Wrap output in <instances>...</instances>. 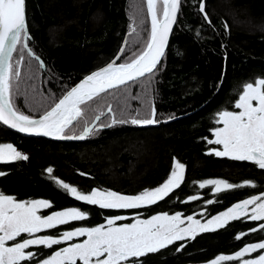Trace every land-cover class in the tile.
<instances>
[{
    "label": "trees",
    "instance_id": "obj_1",
    "mask_svg": "<svg viewBox=\"0 0 264 264\" xmlns=\"http://www.w3.org/2000/svg\"><path fill=\"white\" fill-rule=\"evenodd\" d=\"M201 1L183 0L155 72L81 105L84 114L68 131L81 132L98 115V124L111 126L93 129L80 141H63L24 135L0 123V144H14L28 157L5 166L0 185L22 196L48 197L55 209L89 208L95 225L137 210L140 217L187 212L198 205L187 197L196 194L199 178L227 169L239 176L245 163L209 154L207 139L219 124L218 113L234 109L243 84L264 78V0H205L207 18L200 11ZM26 5L28 44L37 56L23 47L22 34L10 63L21 73L19 80L12 81L14 104L32 117L51 108L86 74L114 59L124 44L119 62H126L142 50L150 31L146 0H26ZM239 18L247 25L238 24ZM20 57L23 61L17 64ZM121 90H131V97L146 91L147 104L117 95ZM153 104L158 117H178L168 122L162 119L159 125L112 123V117L119 120L124 111L143 114ZM109 105L112 112H106ZM174 157L187 165L185 180L169 197L140 209H100L77 201L57 183H68L84 193L99 188L138 194L163 182ZM248 193L226 191L222 204ZM241 223L236 220L216 231L198 233L195 239L176 241L141 259L143 264H210L216 256L230 254L245 242L234 238L238 228L245 227ZM181 244L185 247L177 251Z\"/></svg>",
    "mask_w": 264,
    "mask_h": 264
},
{
    "label": "snow or ice",
    "instance_id": "obj_2",
    "mask_svg": "<svg viewBox=\"0 0 264 264\" xmlns=\"http://www.w3.org/2000/svg\"><path fill=\"white\" fill-rule=\"evenodd\" d=\"M183 0H146L147 13L151 18L150 31L143 41L142 50L134 52L126 62L116 63L120 59L117 55L106 66L100 67L91 74L86 75L77 85L63 95L50 108L34 119L21 111L12 99V81L19 80L20 70L10 63L12 52L21 41L23 34L24 45L28 49L27 41L30 39L27 29L26 0H0V123L29 135L46 136L60 140L85 139L91 131L84 126L79 135L65 134V130L78 121L84 114L81 105L98 97L109 89H117L146 73H152L160 64L176 23L177 15ZM200 11L204 12L201 2ZM205 18L207 14L205 13ZM135 32V28L132 29ZM32 55L31 49H28ZM124 49H120L122 55ZM23 61L20 57L19 64ZM43 66V65H41ZM138 99V97H132ZM255 102V103H254ZM239 111L223 110L218 113L216 121L222 124L212 130L215 139H207L208 144L222 145L221 149H213L209 154L217 157H227L234 161L251 162L264 170V79L244 83L234 104ZM108 111L112 112L109 105ZM136 110H133L135 112ZM122 118H113L112 123H127L133 125H154L160 123L156 119L157 112L154 105L143 114L133 115L127 111L122 112ZM99 120V116L96 117ZM111 126V125H105ZM28 159L12 144H0V162L8 163L12 160ZM170 173L162 183L153 189H144L138 194L129 195L113 190L92 188L88 193L70 186L68 183L57 180V183L77 201L88 205L98 206L100 209H140L151 206L169 197L178 189L184 180L185 165L173 158ZM48 168L47 172L52 173ZM84 175L83 173H81ZM0 175H4L0 172ZM206 185L214 186L216 193L242 186L256 187L254 182L246 181L244 185L232 184L222 179H208L199 184L200 188ZM264 197L253 195L251 198L235 203L227 210L212 216L205 223L194 219L192 215L186 217L189 221L187 227H180L184 223L182 214L177 212L169 215L167 212L153 215L147 219H136L134 223L117 225L128 217L116 215L106 218L107 227L101 224L94 227H78L75 230H66L54 237L52 235L25 238L21 242L6 246L8 241H16L21 234L34 236L44 230L54 229L72 221H83L89 213L72 207L65 210L54 211L48 215H40L41 209H50L52 204L48 200L34 199L18 201L12 195L0 192V264H22L33 260L37 253L26 251L32 246H44L51 249L53 245H60L74 237H87L80 243H73L67 247L54 251L46 258L37 260L36 264H143L141 258L148 254L158 253L162 249L173 245L176 241L185 238L195 239L198 233L213 232L226 227L230 221L240 220L246 215L250 205L252 221L264 220V202L257 203ZM188 201L197 200L195 195L189 196ZM186 202V201H185ZM214 201L208 200L211 204ZM264 229V224H260ZM250 231H257L256 228ZM237 235V240L241 239ZM185 245L181 244L176 250L180 251ZM264 241L250 243L236 251L233 255H218L210 264H221L222 261L241 260L246 254L260 251L256 258L243 259L242 264H264Z\"/></svg>",
    "mask_w": 264,
    "mask_h": 264
},
{
    "label": "flooded vegetation",
    "instance_id": "obj_3",
    "mask_svg": "<svg viewBox=\"0 0 264 264\" xmlns=\"http://www.w3.org/2000/svg\"><path fill=\"white\" fill-rule=\"evenodd\" d=\"M162 60H161V62H162ZM159 65L157 66V68L159 67ZM156 69L153 72H155ZM258 79H264V78H258ZM235 110H237V109L234 108V109H231L229 111H235ZM171 116H168L167 118H169ZM156 119L159 121H161L162 119L164 120V118L158 117V116L156 117ZM159 124H157V125H159ZM221 126H222V124H218L214 128L221 127ZM65 133L70 134L71 132L68 131V129H66ZM72 133H75V132H72ZM210 139H215V137L212 135V137ZM12 145L16 148V145H14V144H12ZM207 147H208V152H210L213 149H221L222 150V145L208 144ZM221 158L229 159L227 157H221ZM229 160H231V159H229ZM15 161H17V160H12L11 162H8V163L0 162V172H3L5 174L6 170H4L3 168L10 163H14ZM238 162L245 163L242 165L243 167L239 170V173H240L239 176H232L234 170L233 169H227L225 171L211 173V174H208L206 176L199 178L197 181L196 194H195V196L198 197V199H197L198 205L196 208L187 209L186 210L187 212H184V211L179 212L182 214L181 219L182 218L186 219V217L188 215H192L194 218H197L198 220L207 221L212 216L218 215L219 213L227 210V208L232 206L233 204L241 202L245 199L251 198L253 195H260V193L264 192V170L259 169L258 166L254 165L251 162H246V161H238ZM181 163H183V162H181ZM184 165H185L184 180H185L186 173H187V165L186 164H184ZM208 179H222V180H225L229 183L240 184V185H244V182H246V181H251V182L255 183L256 187L242 186V187L233 188L230 190H225V191H222L220 193H216L214 190V186H212V185H206L205 188H203V189L199 187L200 183H202L203 181L208 180ZM226 191H236V192L240 191L242 193L243 192H250V193H248V195L239 196L237 198L234 196L230 200H228L224 204H222V202H223L222 193H224ZM0 192H3L6 195H12V196L16 197V199L18 201L44 199V200H48L52 204V201L48 197L33 196V195L22 196V195L15 193V192L5 190L1 185H0ZM208 200H212L214 202L211 204H208L207 203ZM262 202H264V197H261V200L257 201V203H262ZM221 205H223L224 209H221ZM72 207L73 206L55 209L53 204H52V207L50 209H41L38 212V214L48 215L51 212L65 210V209L72 208ZM253 207H254V205H250L247 214L242 215V218L240 219V221L245 224V227L238 228L237 232L234 233V238L237 235H241L242 233H245L246 235H242V237H241V239L244 240L245 242L242 243L238 249H236L235 251H233L227 255H233L236 251L240 250L241 248H243L247 244L259 243L261 241H264V229H260V224H264V220L252 221L249 218L252 214L251 209ZM85 212L89 213V215H88L87 219H85L84 225H76V223L70 224L71 223L70 222L69 224L63 225V227H61L62 225H60L57 228L48 229V230H44L40 233H36V234H34V236H31V237L28 236V234L22 233L20 237H17L16 241H8L6 246H11L13 243L21 242L22 239H25V238H35V236H42V235H52L54 237H57V236H59L60 233H62L63 231H66V230H75L78 227H94V226H99L101 224H103V225L106 224V220H105L103 223H98V224L92 225V221L90 218V214H91L90 209L88 208ZM139 213H140L139 210H137L133 214H127V215L121 214V215L128 217L125 220L129 221L131 218L140 217ZM167 213L173 214V215L175 214L172 212H167ZM122 221H124V220H122ZM72 222H74V221H72ZM230 222H234V221H230ZM117 223H118V221H117ZM253 228H256L257 231H255V232L250 231ZM86 238L87 237H74L72 240L63 242L60 245H53L51 249L45 248L44 246H32L29 249H26V251H32L34 253H37V256L33 260L22 262V264H36L37 260L46 258L47 256L51 255L54 251H56L60 248H63V247H67L73 243H80L83 240H85ZM261 251H263V250H261ZM259 254H261L260 251L253 252L250 254H246L244 257L241 258V260L233 261V264H241L243 259H248L250 256L256 257ZM77 264H82V262L77 261Z\"/></svg>",
    "mask_w": 264,
    "mask_h": 264
},
{
    "label": "water",
    "instance_id": "obj_4",
    "mask_svg": "<svg viewBox=\"0 0 264 264\" xmlns=\"http://www.w3.org/2000/svg\"><path fill=\"white\" fill-rule=\"evenodd\" d=\"M202 3H203V5H204V14L206 13V11H205V0H202L201 1ZM181 8V7H180ZM179 13H180V9H179V12H178V15H179ZM207 14V13H206ZM178 15H177V18H178ZM26 16H27V5H26ZM149 19H150V23H151V18H150V16H149ZM176 23H177V20H176ZM176 23L173 25V27H172V32L170 33V35H169V38H168V43H167V46H166V49H165V52H166V50H167V47H168V44H169V42H170V39H171V36H172V33H173V31H174V28H175V26H176ZM27 29H28V36H29V27H28V21H27ZM27 43H28V41H27ZM124 47H125V44L122 46V48L124 49ZM28 49H31V47L29 46V44H28ZM31 51H32V56H37L35 53H34V51L31 49ZM12 54H13V52H12ZM117 55H121L120 54V51H119V53L117 54ZM164 55H165V53H164ZM164 57V56H163ZM163 57L161 58V60L163 59ZM38 58H39V60L41 61V62H43L42 61V59H41V57H39L38 56ZM113 60V59H112ZM111 60V61H112ZM110 61V62H111ZM116 63H121V62H119V60H116ZM159 65V64H158ZM157 65V66H158ZM103 66H106V64L105 65H103ZM103 66H101V67H103ZM43 67H45V64L43 63ZM100 68V67H99ZM99 68H97V69H95V70H93V71H96V70H98ZM155 70V69H154ZM153 70V71H154ZM93 71H91L90 73H88V74H86V75H89V74H91ZM148 74H150V73H146L145 74V76L146 75H148ZM85 75V76H86ZM84 76V77H85ZM83 77V78H84ZM83 78H81L78 82H76L72 87H74L75 85H77ZM139 78H141V77H139ZM139 78H137V79H139ZM130 82H133V81H130ZM130 82H128V83H130ZM71 89V88H70ZM69 89V90H70ZM109 90H111V89H109ZM68 91V90H67ZM66 91V92H67ZM66 92L63 94V95H65L66 94ZM63 95L60 97V98H62L63 97ZM59 98V99H60ZM58 102V101H57ZM154 106H155V109H156V112H157V107H156V105L155 104H153ZM54 106V105H53ZM48 110H50V108L48 109ZM106 112H109L108 111V109H107V111ZM43 114V113H42ZM41 114V115H42ZM99 116V120H100V115H98ZM39 117H40V115L39 116H36V117H33L34 119H39ZM97 117V116H96ZM96 117L92 120V122H90L89 124H87L86 126L88 127V128H90L91 129V131L86 135V137L85 138H87L90 134H91V132H92V130L93 129H100V128H103V127H105L104 125H102V124H98V122H99V120H97L96 119ZM157 117V116H156ZM176 117H178V116H176ZM176 117H172V118H168V119H165L164 121L165 122H168V121H171V120H173V119H175ZM112 118H114V117H112ZM76 121H74L73 123H75ZM159 124V123H158ZM154 125H157V124H154ZM6 126V125H5ZM7 127H9V126H7ZM10 128V127H9ZM10 129H12V130H14V131H17L16 129H13V128H10ZM66 131V130H65ZM17 132H19V131H17ZM83 132V130L81 131V132H79V133H70V134H68V135H79V134H81ZM19 133H21V132H19ZM21 134H24V135H29V134H26V133H21ZM66 134V133H65ZM31 136H37V135H31ZM43 137H46V136H43ZM46 138H48V139H55V138H52V137H46ZM55 140H60V139H55ZM63 141H80L79 139H74V140H63ZM118 193H122V194H129V195H134L135 193H128V192H121V191H117Z\"/></svg>",
    "mask_w": 264,
    "mask_h": 264
},
{
    "label": "rangeland",
    "instance_id": "obj_5",
    "mask_svg": "<svg viewBox=\"0 0 264 264\" xmlns=\"http://www.w3.org/2000/svg\"><path fill=\"white\" fill-rule=\"evenodd\" d=\"M135 13H137L138 15H140V16H143V13L141 12V10H137ZM146 13H147V11H146ZM145 13V14H146ZM143 19V17H141L139 20L141 21ZM148 21H150L149 20V17H148ZM236 22L238 23V24H243V25H247L246 24V20H243L242 18H239V19H236ZM259 25V24H258ZM262 25H264V24H262ZM257 28H262V26H257ZM145 35V34H144ZM123 61V60H122ZM33 81H30L29 82V84H31ZM145 83V81H143L141 84H144ZM130 92H131V90H129L128 92H125V91H123V90H121V91H118L117 92V95H125V98L127 99V100H131L132 99V97H131V95H130ZM30 93V92H29ZM29 93H27L26 94V96H28V94ZM141 94H142V96L141 95H138V96H136V97H138V100H139V102H141V103H144V104H147V98H148V96H147V94H146V91L145 92H141ZM29 96H31V93H30V95ZM255 103V102H254ZM235 111H239V109H237V110H235ZM223 126V125H222ZM221 126V127H222ZM99 189V188H98ZM85 193H88V192H85ZM161 213H164V212H160V213H155V214H152V215H149V216H147V217H135V218H131L129 221H127V220H124V221H118V223H117V225H120V224H126V223H134L135 222V220L136 219H147V218H151V216H153V215H158V214H161ZM169 214V213H168ZM169 215H173V214H169ZM183 220H184V223L182 224V225H180V227H187L188 225H189V221H187V219H185V218H182ZM194 219H197V218H194ZM198 220V219H197ZM200 222L201 223H205L206 221H203V220H200ZM105 225V227H107V223L106 224H104ZM264 251V250H263ZM256 257H258V255L256 256ZM256 257H254V256H250L248 259H252V258H256ZM241 264H242V262H241Z\"/></svg>",
    "mask_w": 264,
    "mask_h": 264
}]
</instances>
